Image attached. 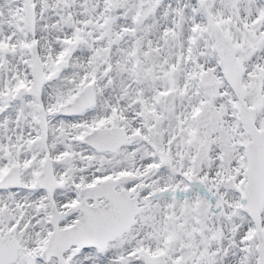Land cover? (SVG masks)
I'll list each match as a JSON object with an SVG mask.
<instances>
[{
	"label": "snow or ice",
	"instance_id": "6c2138e0",
	"mask_svg": "<svg viewBox=\"0 0 264 264\" xmlns=\"http://www.w3.org/2000/svg\"><path fill=\"white\" fill-rule=\"evenodd\" d=\"M0 264H264V0H0Z\"/></svg>",
	"mask_w": 264,
	"mask_h": 264
}]
</instances>
